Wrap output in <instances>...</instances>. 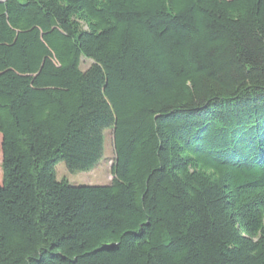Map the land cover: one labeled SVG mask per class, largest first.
<instances>
[{
  "label": "trees",
  "instance_id": "1",
  "mask_svg": "<svg viewBox=\"0 0 264 264\" xmlns=\"http://www.w3.org/2000/svg\"><path fill=\"white\" fill-rule=\"evenodd\" d=\"M0 134V264H264V0H0Z\"/></svg>",
  "mask_w": 264,
  "mask_h": 264
},
{
  "label": "rangeland",
  "instance_id": "2",
  "mask_svg": "<svg viewBox=\"0 0 264 264\" xmlns=\"http://www.w3.org/2000/svg\"><path fill=\"white\" fill-rule=\"evenodd\" d=\"M92 61L85 57H81L80 68L86 70ZM105 142L103 156L99 163L90 171H80L71 173L68 171L64 161H59L55 165V175L58 181L65 180L69 185H109L112 180V165L115 160V150L113 141V130L107 129L104 132ZM2 159L1 152V134H0V164ZM0 169V182H1Z\"/></svg>",
  "mask_w": 264,
  "mask_h": 264
}]
</instances>
